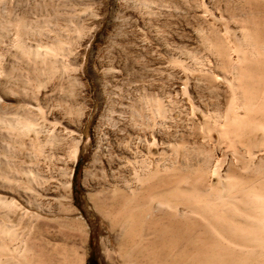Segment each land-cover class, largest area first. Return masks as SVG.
Masks as SVG:
<instances>
[{
	"label": "rangeland",
	"instance_id": "1",
	"mask_svg": "<svg viewBox=\"0 0 264 264\" xmlns=\"http://www.w3.org/2000/svg\"><path fill=\"white\" fill-rule=\"evenodd\" d=\"M263 37L264 0H0V264H203L204 240L206 264L217 244L218 264H264V243L227 229L260 214L237 188L264 183V133L227 123L264 119ZM151 160L204 190L222 232L190 226L177 249L156 240L133 260L138 239L111 225L98 192ZM215 162L236 189L222 192Z\"/></svg>",
	"mask_w": 264,
	"mask_h": 264
},
{
	"label": "bare ground",
	"instance_id": "2",
	"mask_svg": "<svg viewBox=\"0 0 264 264\" xmlns=\"http://www.w3.org/2000/svg\"><path fill=\"white\" fill-rule=\"evenodd\" d=\"M252 49L255 50L253 51L254 53H257L258 51L264 52V40H258V41L257 39L254 40L252 43ZM232 51L234 52L235 60H238V61L245 60L244 55L241 54L239 44L234 45L232 48ZM222 54L227 57L230 55V53L227 52V48L222 49ZM261 61L264 63V55L262 56ZM246 73L247 71L245 72V74H244V71L240 73L238 72L241 78L244 77ZM228 84L230 85L233 92L236 89L235 86L239 87L240 85V84H237V85L235 84L234 86V84H232L230 79L228 81ZM244 94L242 93V95ZM250 104L251 103H249V105ZM256 107H257L256 108L257 110L255 111L259 112L261 116H264V101L260 103L259 105H257ZM261 120L253 121L252 119L249 124V122L248 123L243 122L240 117H234L230 119L227 124H229L230 126L232 125V127L233 126L236 127V126L243 125V124L250 125L252 130L258 129L264 133V119L263 121ZM31 124L32 123L30 122H26L22 126H24V129L31 130L32 128ZM77 142L78 141L75 140V143L74 144L72 143L73 145L69 149L70 150L69 158L70 160H72V163L76 160V156L78 152ZM148 154L151 155L150 152H148ZM131 157L137 158V154L133 153ZM56 158L58 160L59 157L57 156ZM131 162L132 161H130L127 158L125 160V166H127V164L129 163L131 164ZM135 162H137V164L136 165L134 164V166H131V171L128 172L129 173L128 180L114 179L113 182L108 183L107 186L101 187V191L98 192L99 196L97 194L99 198L98 201L101 206V211L105 213L107 216H109V218L111 219V225L115 226L118 223L122 222V225L121 223L120 225L123 230V235L128 236L129 238L130 236L133 238L136 237V239H138L137 242L140 245V247L133 246L134 248H136L134 250H136V254H137V255L135 254V256L133 257V260L134 259L139 260L140 258L138 256L140 254L142 255L141 259L143 258L147 259V257L149 256L153 257L154 256L153 253L155 252V249L158 246L156 248L155 246H153L155 249L152 248L151 250H147L149 249L148 247H150L147 245H149V243L154 245V243H156V240L159 241L160 243V245L158 244L159 247H161L162 242H164L165 239H167L168 242L172 243L173 246L176 248L178 246V241H180L179 235H181L180 233H182L181 229L185 231L184 233L189 234L191 233L190 228H189L190 226L197 228V235L195 236H197L198 238H201V237L205 238L208 235L209 233L207 229L208 221H209L208 225L221 231V228H222L221 227L222 225L220 224L221 217L217 215V210L213 206H212L213 208L211 206H208L210 200L205 195L204 190L202 188L196 187L194 189L190 187H180L179 185L175 183L174 180H171L169 178H161L159 176V172L161 169L154 160H151L148 163H143V161H135ZM213 164L214 165L212 167V171H213L212 173L218 176V181L228 182L227 186L226 187L223 186L224 189L223 191L221 189L220 192L222 191L224 193L225 192L228 193L231 190H233L236 187V184H235L236 182L234 180V175H233L234 172L227 173L221 178V174L218 173L219 169L217 167L216 162ZM71 176H72V170L69 171L67 177L70 178ZM231 180H233V182H231ZM69 185H70V182L68 179L65 181L64 188L69 187ZM253 185L246 186V187L241 186L240 188H237V189L239 193L242 192V194H245L246 196H248V202L252 204V208H251L252 213L253 211L255 212V205L258 206V208L260 209L259 216L254 217L255 218L254 222L248 226H245V225L236 226L235 225L232 227H228L227 229H231L229 231H231L235 235L237 234L239 236L246 237L248 241L261 245L264 243V183L259 181L257 182V184H255V186ZM220 195H217L215 198L219 199V197H221ZM207 211L210 212L209 219H208ZM180 230L181 232L179 233ZM181 239H182V235H181ZM206 244L207 243L204 240L203 244L199 246V251L202 256L203 255L205 256V254L208 252V248ZM196 246L197 245H195V247ZM161 249L162 251L164 250L163 245ZM161 249H160V252H162ZM220 249H221L220 244L215 245V248L213 251L215 256L213 260H211L213 264L220 263L219 262L220 256H221ZM156 250H159V249H156ZM193 251H195V249ZM204 256L203 258L200 259L199 263L206 264L207 259H205ZM164 257L166 256H163L162 259H164ZM136 264H142V263H136Z\"/></svg>",
	"mask_w": 264,
	"mask_h": 264
}]
</instances>
